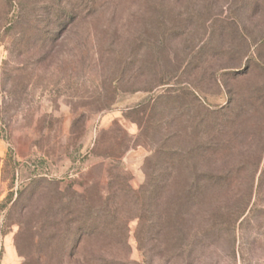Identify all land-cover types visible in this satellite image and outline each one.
<instances>
[{
	"label": "rangeland",
	"instance_id": "1",
	"mask_svg": "<svg viewBox=\"0 0 264 264\" xmlns=\"http://www.w3.org/2000/svg\"><path fill=\"white\" fill-rule=\"evenodd\" d=\"M97 1L71 21L42 17L49 0H0V264H84L97 247L81 255L54 237L47 181L91 196L109 177L138 190L147 174L248 177L259 164L258 177L264 166V72L251 69L264 63V0ZM198 103L231 106L237 120L211 140L220 119ZM170 151L184 155L177 174L163 169ZM127 222L129 260L141 263L139 222ZM255 250L251 264H264V240ZM226 252L214 243L197 264H231Z\"/></svg>",
	"mask_w": 264,
	"mask_h": 264
},
{
	"label": "trees",
	"instance_id": "2",
	"mask_svg": "<svg viewBox=\"0 0 264 264\" xmlns=\"http://www.w3.org/2000/svg\"><path fill=\"white\" fill-rule=\"evenodd\" d=\"M49 1L41 9L42 17L57 20L62 15L71 21L83 13L92 15L99 4L97 0H76L77 11L72 12L65 10L59 0ZM25 16L34 28L42 21L34 13ZM15 19L16 23L20 22V16ZM251 61L255 67L249 66V70L264 72L260 59ZM229 72L235 78L243 70ZM198 106L207 117L220 119V123H207L211 140L218 139L237 120L236 113L230 114L231 106L216 109L200 103ZM210 139L204 149L216 156ZM163 154V169L177 174L174 160L181 161L184 155L172 151ZM260 166L254 167L248 177H237L242 167L214 177H150L147 174L138 190H133L125 177H109L108 191L91 196L76 193L70 186L68 193H62L56 182L47 181L53 196L47 199L46 223L54 237L60 231L64 250L70 241L71 249L82 255L86 252V243L94 242L97 247L92 254L88 253L84 264H149L154 258L158 264H197L214 243L223 242L231 264H237L238 260L239 264H251L256 247L264 240V166L256 176ZM131 219L139 222L137 242L144 256L141 263L129 260L127 220ZM182 224L187 225L186 229L180 227Z\"/></svg>",
	"mask_w": 264,
	"mask_h": 264
}]
</instances>
